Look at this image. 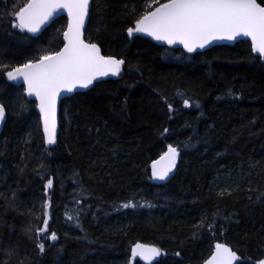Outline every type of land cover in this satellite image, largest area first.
I'll return each mask as SVG.
<instances>
[{"label":"trees","instance_id":"trees-1","mask_svg":"<svg viewBox=\"0 0 264 264\" xmlns=\"http://www.w3.org/2000/svg\"><path fill=\"white\" fill-rule=\"evenodd\" d=\"M27 3L0 0V64L20 65L62 47L63 17L36 38L12 27ZM157 6L91 0L85 42L125 63L115 79L61 100L57 143L48 151L34 102L21 111L28 101L23 87L0 72L7 109L0 264H143L131 255L137 243L162 250L152 264H203L217 243L234 250L238 264L264 260V61L245 41L193 55L142 37L130 41L135 17ZM169 145L179 152L176 167L169 181L156 183L152 165ZM48 179L53 187L45 195ZM45 200L50 216L43 235L55 232L58 240L44 239L41 254L36 229L44 227ZM129 200L153 206L119 207Z\"/></svg>","mask_w":264,"mask_h":264},{"label":"snow or ice","instance_id":"snow-or-ice-1","mask_svg":"<svg viewBox=\"0 0 264 264\" xmlns=\"http://www.w3.org/2000/svg\"><path fill=\"white\" fill-rule=\"evenodd\" d=\"M158 4L154 10L143 11L134 20V27H128L129 37L135 34H143L153 40L179 44L191 54L197 49H204L213 41H232L237 37H247L251 40V51L258 54V58L264 61V0H166ZM91 0H28V3L15 13L18 23L12 25L21 32L27 31L33 35L39 33L43 26L54 22V17L61 11L67 14V27L62 30L63 47L58 51L43 52L36 59H30L20 65L0 64V72L5 74L10 81L22 80L27 97L35 98V106L39 110V120L42 123L43 143L45 151L48 146L57 143V101L62 92L72 93L74 89H87L101 77L109 74L117 76L123 59H116L101 54L97 43L85 42L82 38L86 29V21L91 19ZM127 7V5H125ZM135 12V7L132 9ZM178 94L182 95V93ZM231 95V90H229ZM240 99L239 96L235 97ZM23 101V98H21ZM167 104L168 112L174 113L172 102L163 97ZM31 100L20 104L21 111L28 110ZM183 106L190 108V99H183ZM199 108V103L196 104ZM6 106L0 101V122L6 119ZM172 116L169 115V119ZM99 131V129L97 130ZM165 133L168 129H164ZM49 154H51L49 152ZM179 155L177 147L168 146V151L161 159L167 158V164L157 168L153 164L151 179L165 181L169 173L176 167ZM24 157H22L23 159ZM42 166V165H41ZM23 171V169H21ZM75 182V181H74ZM53 187V180L48 179L45 185L47 190ZM80 203L79 200L76 201ZM152 207L148 202L140 204L129 200L119 205L120 208ZM49 202H43L42 216L44 227L36 229V248L41 254L45 253L44 239L53 242L58 240L55 232L45 237L43 234L49 229ZM66 218L73 217L66 213ZM40 219V217H37ZM206 217L201 220L200 227L204 226ZM209 228L212 225H208ZM26 231L31 238V226ZM15 253L14 249L6 250L10 257ZM132 258L139 256L148 259L149 255L158 257L162 250L155 246H146L137 243L131 250ZM180 256V252L175 253ZM240 258L237 253L222 243L215 245V252L205 264H233ZM264 264V260L259 261Z\"/></svg>","mask_w":264,"mask_h":264},{"label":"water","instance_id":"water-1","mask_svg":"<svg viewBox=\"0 0 264 264\" xmlns=\"http://www.w3.org/2000/svg\"><path fill=\"white\" fill-rule=\"evenodd\" d=\"M90 5H91V3H90ZM62 17L66 19V27H67V14H66V12L61 11L58 15H56V16L54 17V21L57 20V19H59V18H62ZM16 23H18L17 20H16ZM51 23H52V22H49V24L43 26L42 29H41V31H40L39 33L35 34V35H33V34H31V33H27V31H24V32H25L27 35H29L30 37H32V38H36V37H38V36H39V35H40V34H41V33H42V32H43V31H44V30H45V29L51 24ZM87 23H88V21H86V26H87ZM134 26H135V25H134ZM84 31H85V30H84ZM127 34H128V33H127ZM134 37H142V38H146V39L150 40L152 43H154L155 45H157V46H159V47H172V48H174V49H180V50H182L186 55H193V54H196V53H203V52H205V51H207V50H209V49H212V48H214V47H222V46L232 47V46H234L236 43L241 42V41L248 42V43L250 44V46H251V40H250V38H247V37H237L236 39H234V40H232V41H227V40L213 41V42H211L209 45H206V47H205L204 49H197L194 53L189 54V53H187V52L184 50L183 46H182V45H179V44L168 45L167 43H164V42H161V41L153 40L151 37L145 36V35H143V34H135L133 37H129V36H128V38H129L130 41H131ZM82 38L84 39V33H83V37H82ZM62 43H64L63 37H62ZM62 47H63V44H62ZM101 54H102V53H101ZM253 54H254V53H253ZM254 56L258 57V54H254ZM260 61H261V60H260ZM261 62H263V61H261ZM122 67H123V65H121L120 72L122 71ZM120 72H119V73H120ZM116 77H117V76H112L111 74H109V75L106 76V77H101V78H99L97 81H94V82H93V85H95V84H97V83H99V82H101V81H104V80L115 79ZM10 82H11L12 84H14V85H17V86H21V87H23V82H22V80H20L19 82H13V81H10ZM93 85H91V86H90L89 88H87V89H80V88L74 89V91H73L72 93H67V92H62V93H61V95H60V97L58 98V101H57V131H58L59 109H60V102H61V100H62V99H65V98H67V97H70L71 95L76 94V93H83V92H86V91L90 90V89L93 87ZM23 89H24V87H23ZM24 95H25V97H26L27 99L31 100V101L34 102V104H35V98H34V97H31V98L27 97V95L25 94V91H24ZM35 112H36V114H37L38 117H39V110L36 108V106H35ZM5 121H6V119H5ZM5 121L0 122V134H1V131H2V129H3V126H4ZM39 122H40V120H39ZM40 128H41V133H42V136H43V132H42V123H41V122H40ZM52 146H53V145L48 146V149L52 148ZM157 162H159V163H157V165H156L157 168H158V169H159V168H162V167H164V166L167 164V158L165 157L164 159H160V160L157 161ZM152 170H153V168H152ZM151 173H152V171H151ZM172 175H173V171H172L171 173H169V176H168V178H167L165 181H155V182H156V183H164V182H167V181L170 180V178L172 177ZM214 252H215V246H214V249H213L212 254H213ZM212 254L210 255V257H209L208 259L211 258ZM131 255H132V253H131ZM135 259L141 261L143 264H152V263H154V262H156V261L158 260V257H154V256L149 255V258H148V259H141L139 256H137V257H135ZM208 259H207V260H208ZM237 262H238V261H234L233 264H237ZM203 264H205V262H204Z\"/></svg>","mask_w":264,"mask_h":264},{"label":"bare ground","instance_id":"bare-ground-1","mask_svg":"<svg viewBox=\"0 0 264 264\" xmlns=\"http://www.w3.org/2000/svg\"><path fill=\"white\" fill-rule=\"evenodd\" d=\"M89 91V90H88ZM159 161V160H158ZM156 163V162H155ZM153 166V165H152ZM152 170V169H151ZM214 249V248H213ZM237 264H238V262H237ZM259 264V263H258Z\"/></svg>","mask_w":264,"mask_h":264}]
</instances>
